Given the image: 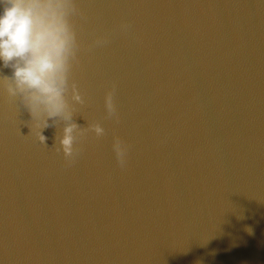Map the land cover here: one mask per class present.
<instances>
[{
	"label": "water",
	"instance_id": "95a60500",
	"mask_svg": "<svg viewBox=\"0 0 264 264\" xmlns=\"http://www.w3.org/2000/svg\"><path fill=\"white\" fill-rule=\"evenodd\" d=\"M64 10L62 113L0 62V264H264V0Z\"/></svg>",
	"mask_w": 264,
	"mask_h": 264
},
{
	"label": "clouds",
	"instance_id": "9594fccd",
	"mask_svg": "<svg viewBox=\"0 0 264 264\" xmlns=\"http://www.w3.org/2000/svg\"><path fill=\"white\" fill-rule=\"evenodd\" d=\"M68 2L0 0V62L12 69L20 91L31 92L33 109L43 104L50 115L60 114L66 107L62 73L73 42L65 19L64 5ZM108 103L111 106V96ZM71 132L72 128H67L62 141L66 151L71 150Z\"/></svg>",
	"mask_w": 264,
	"mask_h": 264
}]
</instances>
